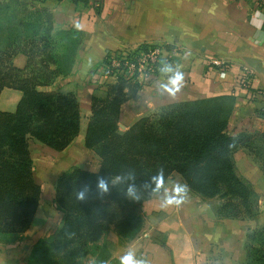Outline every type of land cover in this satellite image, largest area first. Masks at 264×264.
<instances>
[{"label": "trees", "instance_id": "1", "mask_svg": "<svg viewBox=\"0 0 264 264\" xmlns=\"http://www.w3.org/2000/svg\"><path fill=\"white\" fill-rule=\"evenodd\" d=\"M8 7L0 5V17L5 15L12 22L9 36L0 41V91L5 87L16 89L21 98L13 112L0 111L3 243L18 239L30 228L39 205L41 187L33 179L28 141L33 139L62 151L80 129L79 102L73 94L38 89L70 70L79 33L54 32L38 9L26 19L14 20L7 13ZM4 26L0 24V32ZM151 46L139 44L126 57L131 59ZM157 46L168 53L175 49ZM19 52L28 57L25 69L11 64L13 55ZM121 53L108 52L100 65L110 66L113 56L118 59ZM120 70L116 83L99 86L91 97L84 146L100 159L99 170L72 167L57 180L53 201L62 212L61 223L53 235L34 244L27 264H76L101 248L98 244L111 226L119 237L133 239L142 229L143 199L131 201L129 188L140 190L146 198L159 193L175 173L191 193L203 200L228 198L213 211L218 219L251 218L261 211L259 195L240 174L233 157L237 148L249 146L248 135L227 131L233 97L218 95L168 104L121 132V106L135 98L143 86L134 80L135 75ZM132 88L134 91H130ZM256 157L264 174V150L257 149ZM101 181L105 188L100 187ZM243 248L244 264H264V227L248 231Z\"/></svg>", "mask_w": 264, "mask_h": 264}, {"label": "crops", "instance_id": "2", "mask_svg": "<svg viewBox=\"0 0 264 264\" xmlns=\"http://www.w3.org/2000/svg\"><path fill=\"white\" fill-rule=\"evenodd\" d=\"M14 1L25 2L24 6L8 7L7 13L14 20L26 19L38 9L44 12L54 32L76 30L79 33L70 70L38 89L73 94L79 102L80 129L62 151L33 139L28 141L33 179L41 187L39 205L25 233L12 242H0V264H27L34 244L57 230L63 215L53 201L55 185L67 170L72 167L91 172L99 170L100 161L93 159L91 150L84 146V134L91 115V97L106 80L100 72V63L108 52L142 43L174 47L180 56L179 63L171 76L157 77L151 87L141 88L135 98L123 103L118 125L127 129L152 109L176 102L218 95L233 97L227 131L231 135L249 136L246 139L249 146L237 148L233 157L240 174L259 195L261 211L251 218L218 220L175 173L159 193L142 201L141 214L148 209L157 211L153 224H148L144 214L142 229L131 240L119 237L111 226L98 244L101 248L76 264H122L129 254L136 264H244L246 233L264 227V174L256 157V141L264 139V0H86L76 3L0 0V3ZM9 27H3L0 41L9 36ZM212 57L227 63L226 79H219L215 69L209 66ZM11 64L25 69L28 57L19 52L13 55ZM244 69L253 71L249 87L241 82ZM255 91L259 96H253ZM20 98V91L3 88L0 111L13 112ZM261 146L264 148V141ZM155 234L157 241L153 239ZM236 247L238 253L234 257ZM219 255H222L221 261Z\"/></svg>", "mask_w": 264, "mask_h": 264}, {"label": "rangeland", "instance_id": "3", "mask_svg": "<svg viewBox=\"0 0 264 264\" xmlns=\"http://www.w3.org/2000/svg\"><path fill=\"white\" fill-rule=\"evenodd\" d=\"M8 5H11V6H15V7H19V6H24L25 2L23 3L22 1H14V2H8L7 3ZM1 5H5L4 4H1ZM5 15H1L0 17V24L2 25H9L11 22V20L9 19H5L4 17ZM2 19V20H1ZM69 46H72V43H67ZM150 45H157V44H150ZM138 46V45H137ZM137 46H134V47H130V48H126L124 49V52L125 53H128L129 51H132L134 50ZM71 47V48H72ZM127 51V52H126ZM179 59H180V56H179V53H175L173 54L172 56L169 57V55L167 53H163L161 54V57H160V63L157 64V66H153V67H148L147 65H143L141 70L138 71V65H136L133 69L129 70L128 72L125 71V74H127L128 76H133L135 75V79L134 80H137L139 81V83L143 86V87H147L145 89H148L149 86L151 87L153 85V83L157 82V77L159 76H164V78H167V76H171L172 73H173V69H175V67L177 66V64L179 63ZM68 64V63H67ZM66 64V66H67ZM121 68H124L122 66L118 67V71H117V74L119 73H122L121 72ZM101 74H102V71H100ZM103 76V75H102ZM106 80L102 81L101 83L103 85H107V83H113L115 80L113 79H109V77H105ZM108 80V81H107ZM116 83V82H114ZM142 87V88H143ZM130 91H134V88H132V90ZM153 110V111H152ZM151 112H149L147 115H143V116H148V115H153L154 113L157 112V109H152ZM141 116V117H143ZM140 117V118H141ZM139 119V118H138ZM132 125V124H131ZM130 125V126H131ZM129 126V127H130ZM128 127V128H129ZM127 128V129H128ZM127 129H124L122 125L119 126V130L121 132H124L126 131ZM264 139H258L257 142V146H256V149H262L264 150V148L261 146V144L263 143ZM91 155H92V158L97 160V161H100V159L93 153V151H91ZM68 171V170H67ZM66 171V172H67ZM134 196H129V199L131 201H137L138 199H147L149 197H146L144 196V194L140 191V190H137V191H134ZM157 194V193H156ZM196 196V195H195ZM198 197V196H197ZM201 199V198H200ZM228 199V198H227ZM226 198H221V197H215L213 199H202L203 201V205L204 207H206L210 213L213 214V211H218L220 209V207L225 203V201L227 200ZM106 207L110 208L111 206L110 205H107ZM154 211H151L150 209L146 210L144 214L145 215V218L147 217V220H148V224H153L155 222V220L157 219V211L154 212ZM141 209H140V215L142 217V221H143V218H144V214H141ZM214 215V214H213ZM215 217V216H214ZM216 218V217H215ZM218 219V218H216ZM218 220H222V219H218ZM143 225V224H142ZM230 227H227V229H229ZM233 228V227H231ZM247 234V233H246ZM154 240L157 241V237H155L154 235ZM245 240V239H244ZM234 245H238L237 242H234L233 243ZM244 244V242H243ZM231 251V250H229ZM237 247L234 248V251H233V256L234 257H237ZM222 255H219V258H220V261L223 259L221 257ZM227 256V255H226ZM55 261H57V258H54ZM28 260V259H27ZM213 260L217 261L215 258H213ZM209 261L211 262V258H209ZM212 264V263H211ZM216 264V263H215Z\"/></svg>", "mask_w": 264, "mask_h": 264}, {"label": "built area", "instance_id": "4", "mask_svg": "<svg viewBox=\"0 0 264 264\" xmlns=\"http://www.w3.org/2000/svg\"><path fill=\"white\" fill-rule=\"evenodd\" d=\"M32 3H42L45 0H28ZM96 6H99V4H96ZM121 55L117 58L113 56V60L110 63V66L106 64L100 65V71H102L103 77L109 79L116 80L118 77L117 71L118 67L122 66L124 69H126V72L133 69L136 65H138V71L141 70L142 66L145 64L148 67L157 66V64L160 63V57L161 54L167 53L170 56L177 53L174 49L171 53L166 52L161 46L153 45L149 48H147L146 51L140 52L138 55L132 57L131 59H128L127 53L124 52V50H121ZM127 52V51H126ZM127 58V59H126ZM209 66L213 67L217 73V77L221 80H224L227 78L228 75V69H227V63L219 59L217 57H212L209 60ZM124 71V70H123ZM253 71L250 69H244L243 75L241 78V82L245 84L246 87H249L251 81H253ZM253 96L258 95L257 91L252 92Z\"/></svg>", "mask_w": 264, "mask_h": 264}, {"label": "clouds", "instance_id": "5", "mask_svg": "<svg viewBox=\"0 0 264 264\" xmlns=\"http://www.w3.org/2000/svg\"><path fill=\"white\" fill-rule=\"evenodd\" d=\"M100 187L101 188H105L106 186L104 185V182L101 181L100 182ZM134 189L133 188H129L128 190V195L129 196H134ZM83 196V193H81V197ZM122 264H136V261L134 259V257L129 254L128 256L124 257L123 260H122Z\"/></svg>", "mask_w": 264, "mask_h": 264}]
</instances>
